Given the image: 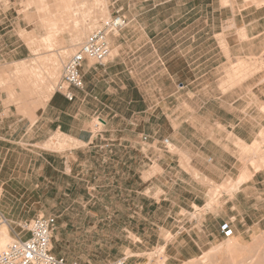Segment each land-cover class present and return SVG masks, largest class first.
Segmentation results:
<instances>
[{
  "label": "rangeland",
  "instance_id": "obj_1",
  "mask_svg": "<svg viewBox=\"0 0 264 264\" xmlns=\"http://www.w3.org/2000/svg\"><path fill=\"white\" fill-rule=\"evenodd\" d=\"M45 1L51 9L48 8V11L43 12L38 7L40 5L39 0H0V46H7V44L12 46L13 42H18L17 45L31 48V54L25 56L22 61H0V148L1 142H5L3 141L4 138L20 139L22 137L29 124L22 118L28 117L31 121L35 120L37 109L46 100H49L52 93L56 92V86L62 77L64 62L79 49L80 44L95 28L114 15L109 8L110 0H74L75 2L72 1V3L74 2L75 7L73 6L74 9L71 10L72 14L66 10L65 13L63 7L60 8L65 0H60V2L59 0ZM185 1L176 0L177 3L172 4L171 8L161 13L158 8H154V2L150 0L149 5L146 6V9H153L147 13L149 16L133 21V24L138 25L139 28L147 32L151 30L156 37L155 46L152 50L146 46L135 48L138 50L137 55L141 63L130 67L133 70V75H128L129 79L133 76L134 85L142 88L143 98L146 96L149 100L145 104V102L140 101L143 98L139 93L137 94L141 99H136L137 94H134V100L139 101H135L129 107L128 105H121L120 109L127 113L118 116L108 127L104 126L106 118L95 116L93 131L96 133L98 131L96 126H98L103 134V136H98L99 140L103 139L107 142L109 140L112 143H116V140L129 143L130 140H137L139 143H134V145H139L143 141L144 127L151 131L160 124L161 128H165L166 134L174 130L175 126H178V123L188 116H180L178 112L174 116H170V119L167 115H159L153 116L152 118L155 120L150 119L149 121L150 115L141 113L142 110L147 109V107H142L143 104L156 107L160 97H162L160 98L162 105L165 104L166 107H170L171 111L169 112L171 113L179 106L204 105L206 99L211 95L217 96L222 93L237 91L239 84L253 75L262 76L261 80H264V50L248 57L235 58L230 57L228 50H226L228 55L226 61L224 57L217 56L215 50L213 60H198L196 66L193 67L178 66L177 61L173 59H169V63L167 62L166 65L159 63V57H163V53L169 48L173 49L175 36L172 29L190 26L191 21L188 18H175L189 11V3L185 4ZM222 1L223 4H231V0ZM241 1L245 3V6H264V0ZM86 2H89V5ZM84 3L87 4V7ZM201 5H198L199 12L205 11V6L202 7ZM216 6L215 3L214 7ZM80 7L81 10H78ZM250 11L252 12L253 8L247 13H251ZM121 12L125 14L126 7ZM47 14L48 16H46ZM159 14L162 16L169 14L175 17L164 18ZM229 14L226 13L225 15ZM63 15L68 18L71 16V19H67L65 24L60 23L57 27L59 31L57 28L54 31V33L56 31L58 33L55 34L53 41L46 44L43 40L48 36L49 30L52 31L47 28L46 17L57 18V16ZM72 18L73 24L70 22ZM130 21H132L131 18L126 28L132 25ZM220 22L219 17L214 19L216 32L221 29ZM205 24L204 19H199L194 20L192 25L201 28ZM233 26L231 23L226 29H231ZM165 27L171 28L172 33L166 36L169 40L167 45L158 46L156 41L161 36H157V32ZM14 28L16 29L14 30ZM74 33L75 37H73ZM187 37L183 36V39ZM55 38L56 40H54ZM72 38L78 40L74 41L75 39ZM240 38H245V36ZM135 39L138 40L135 45L141 46L145 42L140 34ZM159 43L162 44L163 42ZM199 45L229 46V43L227 36L220 34L208 41H206V37H202L199 39ZM245 45L251 46L249 42H246ZM236 46H241V44ZM258 46H264V41L258 43ZM24 54L27 55L25 52ZM115 54L116 51H112V56ZM210 54L202 50L198 56H202L200 58L202 59ZM51 56L55 58H50ZM56 61V66L61 62L58 66L61 68H57V72L54 73ZM18 62L24 63L20 67ZM32 62H35L36 66ZM90 62L95 64L94 60H90ZM24 65L29 66L30 70H23ZM16 66L22 70L20 73H18L19 70ZM36 67L37 69H35ZM32 70H36V75L35 72L31 73ZM194 74L200 79L191 83ZM33 77L38 80L34 81L35 78ZM205 78L209 80L203 82ZM4 79L6 80L4 81ZM28 82H31L30 85ZM119 85H123V83H118ZM183 86L184 88H182ZM119 90L120 97L128 98L127 100L131 98L130 93L125 94L122 93V89ZM147 92L149 94H146ZM192 93H199L197 95L199 98L193 99L195 95ZM180 96L182 97L180 98ZM262 110L264 111V105ZM32 137L33 134H29L25 138ZM54 137L55 139H52ZM260 140L258 147L261 149L258 154L247 150L248 146L244 148L242 144L235 143L241 173L244 170L249 171L251 176L252 172L257 170L254 162L264 156V134H261ZM76 144L72 137L58 132L37 146L14 144L10 147L11 151L2 172V179L8 182L6 190L11 193H1L0 191L1 209L12 226L9 227L10 235L14 237L12 229L19 231L18 224L20 222L44 215L56 219L53 252L70 261H77L79 264H108L111 261L129 257L127 264H135L136 257L131 256L136 254L135 256L139 258L138 264H169L165 253V244H170L174 238L173 234L179 231L174 219L170 217V215L176 217L175 213L177 212L175 210L170 213V209L182 197L179 190L170 189L173 180L167 178L169 176H159V169L156 166H150L149 172L142 175L138 171L141 170V166L146 167L145 165L153 164L151 161L148 162V159L143 163L140 160L136 161L142 154L141 147L137 148V145L128 148L120 145L93 148L87 157L82 158V160L87 161L88 171L85 172V175L81 173L78 176L77 171L72 173L51 172L44 168V156L46 154L65 155L70 148L77 147ZM171 150L179 152L174 144L171 146ZM125 155L134 156L133 164H129L128 167L122 161ZM184 158L186 163H182L183 168L191 172L193 177L205 184L208 189L207 206L212 210L216 206L221 213L222 209L227 208L224 202L228 198H232L238 189V185L234 182L237 179L230 176L223 182H212L189 168L188 158ZM60 169L65 171L64 168ZM226 183H231V187H234L227 190V187L224 186ZM215 186L225 188L227 191L225 189V191L222 189L218 191L219 187L216 188ZM94 187H98L97 191H94ZM99 188L102 190L99 191ZM147 189H150V192ZM94 203L98 205L94 207ZM84 205H87L86 209H84ZM94 208H102L103 211L102 209L95 211ZM110 212L114 215H111ZM131 215L134 217L131 218ZM231 221L233 222V220ZM165 222L166 224L163 226ZM161 227L163 228L161 229ZM232 237H242L241 242L245 248L241 247L242 249H240L239 247L240 250H236L240 251L239 253L236 254V251L231 253L232 250L231 252L223 249L218 250L219 252L212 250L228 239L221 238L218 243L208 245L207 250L201 256L193 259L194 261L190 260L182 264H264V232L245 237L235 232ZM215 252L218 253L213 256ZM209 255L213 257L209 258ZM206 258L208 259L205 260Z\"/></svg>",
  "mask_w": 264,
  "mask_h": 264
},
{
  "label": "crops",
  "instance_id": "obj_2",
  "mask_svg": "<svg viewBox=\"0 0 264 264\" xmlns=\"http://www.w3.org/2000/svg\"><path fill=\"white\" fill-rule=\"evenodd\" d=\"M149 1L125 0L121 2V0H110L109 8L113 14L124 10L126 7L125 14L129 19H132L130 27L110 38L112 50L116 51V54L105 65L94 64L90 61L85 62L82 68L84 88L73 89L74 100H68L61 92H54L49 100L37 109L34 121L28 117L22 118L29 124L20 139H3L5 142H1L0 148L1 193H11L6 190L8 182L3 181L2 172L10 155V147L14 144L37 146L45 142L52 134L60 131L62 134L72 137L77 143V147L70 148L65 155L46 154L44 156V168L51 172L72 173L77 171L78 176H80L81 173L85 175V172L88 171L87 161L82 160V158L87 157L93 148H104L111 145L128 148L137 145L134 143H139L137 140H130V143L122 140L120 142L116 140V143L109 140L108 142L103 139L99 140L98 136H103V134L98 126H96L98 131L96 133L93 131V123L95 116H103L106 118L104 126H110L118 116L127 113L120 109L121 105L124 104L129 107L135 101H139L134 100V94L139 93L142 98L144 97L142 96V88L134 85L133 76L129 79L128 75H133V70L130 67L141 63L137 55L138 50L135 48L146 46L152 50L155 46L156 37L153 32L151 30L147 32L133 24L134 20L149 16L147 13L153 10L146 9ZM152 1L154 8H158L161 13L166 12L172 4L177 3L176 0ZM172 1L173 3H171ZM186 3H189V11L184 15L175 17L169 14L163 16L159 14L164 18H188L191 21L188 27H174L172 29L175 36L173 49L169 48L168 51L164 52L163 57H159V63L166 65L167 62L169 63V59H173L177 61L178 66L193 67L196 66L198 60H213L215 50L217 51L216 55L224 57L225 61L228 59L226 50H228L229 56L234 58L248 57L264 50V46H258V43L264 41V6H245L241 0H231V4H223L222 0H186ZM215 3L217 4L216 7H214ZM199 4H202V7L205 6V11L199 12ZM252 8L253 11L247 13ZM226 13L230 14L225 15ZM217 17L221 19L219 32L215 31L214 26V19ZM199 19L205 20L204 27L199 28L192 25L194 20ZM231 23L234 26L231 29H226ZM172 30L165 27L157 32V36L161 37L156 41V44L158 46L167 45L169 40L166 36L171 34ZM139 34L145 39L141 46L135 45L138 41L135 38ZM220 34L227 36L229 46L199 45V39L202 37H206V41H208ZM183 36L188 37L183 39ZM241 36H245V38L241 39ZM231 39L233 40L231 41ZM161 41L162 44L159 43ZM246 42H249L251 46H246ZM17 43L13 42L12 46H8V44L7 46H0V61H22L25 56L31 54L29 46H21ZM238 44L241 46H236ZM202 50L211 54L200 59L202 56L199 57L198 54ZM193 76L191 83L200 79L196 74ZM261 78L262 76L259 77L257 74L253 75L243 80L237 87V91L222 93L217 96L211 95L206 99L204 105L179 106L171 113L169 112L171 111L170 107H166L165 104L162 105L160 101L162 97L159 98L156 107L145 105L146 101L149 100L146 96L140 100L145 102L142 107H147L141 113H148L150 115L149 121L150 119L155 120L152 117L159 115H167L170 119V116H174L178 112L180 116H188L168 134L165 133V128L160 127V124L151 131L144 127L143 141L136 146L137 148L141 147L140 151L142 152L141 157L136 161L140 160L143 163L148 159V162L151 161L153 164L145 165L146 167L141 166V170L138 171L145 175L146 172H149L150 166H156L159 169V176H169L167 178L173 180L170 189L173 188L175 191L181 192L182 197L170 209V213L175 210L177 212L175 213L176 217L172 215L170 217L174 219L179 231L173 234L174 238L170 244H165V253L169 264H182L193 260L201 256L207 250L208 245L218 243L221 238H224L220 226L225 220H233L235 232L243 237L264 232V167L252 172L251 176L249 171L244 174V180H246L238 185L235 195L224 202L227 208L222 209L223 211L220 213L218 207L214 206L215 209L212 210L207 206L209 194L206 185L196 180L191 172L182 166V163H186L184 161V157H186L189 168L212 182H223L230 176L235 177L237 179L235 181L241 179L245 170L242 173L239 171V158L235 143L242 144L245 148L255 142H261L259 138H261V134H264V111L262 110L264 80ZM208 80L205 78L203 82ZM118 83H123V85L118 86ZM119 89H122V93H130L131 98L127 100L128 98L120 97ZM189 94L191 93L189 92ZM192 94L195 95L193 99L199 98L197 96L199 93ZM230 94L231 96H228ZM139 95L137 94L136 99H141ZM29 134H33V137L26 139L25 137ZM163 137L165 138L162 141ZM165 139L170 141L168 146L164 144ZM173 144L179 152L171 150ZM122 161L128 167L129 164H133L134 156L125 155ZM58 167L64 168L65 171ZM97 189L98 187H94V191ZM101 190L99 188V191ZM147 191L150 192V189ZM93 205L96 207L98 204L94 203ZM86 207L87 205H84V209ZM101 209L94 208L95 211H101ZM194 209H204L201 217L199 214L197 215V222L189 217L190 213L195 215ZM0 210L3 213L1 203ZM110 213L114 215V213ZM130 217L133 218L134 215ZM165 224L166 222L163 226ZM184 228L186 230L181 231ZM135 255L133 254L131 257H136L135 264H138L139 258ZM124 258L127 264L130 258Z\"/></svg>",
  "mask_w": 264,
  "mask_h": 264
},
{
  "label": "built area",
  "instance_id": "obj_3",
  "mask_svg": "<svg viewBox=\"0 0 264 264\" xmlns=\"http://www.w3.org/2000/svg\"><path fill=\"white\" fill-rule=\"evenodd\" d=\"M128 24V17L118 11L95 28L80 44L79 49L64 62L62 77L56 91L61 92L68 100H74L73 89L84 88L82 74L84 63L94 60L96 64L105 65L112 57L110 38L122 32ZM169 142V139L164 140L166 146ZM193 212L195 215L190 213L189 217L197 222V215L201 217L204 209H194ZM4 219L8 220L0 210V222ZM18 227L19 231L12 229L15 239L5 247H0V264H79L53 252L55 218L40 215L20 222ZM220 228L225 238L234 236L231 220L223 221ZM185 230L184 228L183 231ZM108 264H126V259H117Z\"/></svg>",
  "mask_w": 264,
  "mask_h": 264
},
{
  "label": "bare ground",
  "instance_id": "obj_4",
  "mask_svg": "<svg viewBox=\"0 0 264 264\" xmlns=\"http://www.w3.org/2000/svg\"><path fill=\"white\" fill-rule=\"evenodd\" d=\"M72 1H74V0H65V6H62V5H64L63 4V2H62V4L60 5V8H62L63 7V10L65 11H67V12H69L70 11V13H71V10L72 9H74L73 8V6H74V2L72 3ZM86 1V0H85ZM59 2H60V0H59ZM82 4V2H79V4ZM87 3V2H86ZM84 3L85 4V6L89 3ZM39 4L40 5H38V7H39V9H41V11H43V12H45V11H48L49 9L48 8H50L49 6H47V3H46V1L44 2V0H41V2H40V0H39ZM83 4V5H84ZM91 4V3H90ZM37 5V4H36ZM51 5V4H50ZM75 5H78V4H76L75 3ZM89 5V4H88ZM80 6V5H79ZM75 7V6H74ZM87 7V6H86ZM77 8V7H76ZM51 9V8H50ZM56 9V8H55ZM87 9V8H86ZM63 10H61V11H63ZM76 10V9H75ZM74 10V11H75ZM78 10H81V7H80V9H78ZM51 11V10H50ZM54 11V10H53ZM66 11H65V13H66ZM73 11V10H72ZM85 11V10H84ZM41 13V12H40ZM55 13V12H54ZM61 13V12H60ZM60 13L59 14H57L58 16L60 15ZM64 13V12H63ZM69 13V14H70ZM72 14V13H71ZM70 14V15H71ZM74 14V13H73ZM53 15H56V14H53ZM75 15V14H74ZM73 15V16H74ZM45 16V15H44ZM46 16H48V14L46 15ZM50 16V15H49ZM57 16V18H47L46 17V19H45V22H46V24H47V28H49V29H51L52 31L50 32V30H49V34H48V36L43 40V42H45L46 44H49V43H51L52 41H53V38L55 37V34H57L58 33V31H59V29L57 28L59 25H60V23H64V22H67V19H69L68 17H66V16H61V17H58ZM69 16V15H68ZM71 19V18H70ZM75 19V18H74ZM77 20V19H76ZM44 21V20H43ZM90 21V20H89ZM72 24H73V18H72V20L70 21ZM69 23V22H68ZM45 24V23H44ZM65 24V23H64ZM70 24V23H69ZM69 24H68V26H69ZM71 24V25H72ZM61 25H63V24H61ZM64 26V25H63ZM77 27V26H76ZM58 29V31H56L55 33H54V31H55V29ZM61 29V28H60ZM54 35V36H53ZM57 36V35H56ZM73 36V35H72ZM73 37H75V33H74V36ZM78 37H79V35H78ZM73 39V38H72ZM75 39V38H74ZM73 39V40H74ZM54 40H56V38L54 39ZM76 40H78V39H75L74 41H76ZM37 43V42H36ZM76 44V43H75ZM42 47V46H41ZM45 47V46H44ZM39 50V49H38ZM38 55H39V53H38ZM49 57V56H48ZM54 56H51L50 58H53ZM47 58V57H46ZM55 58V57H54ZM48 60V59H47ZM33 61H36L35 59H33ZM28 62V61H27ZM38 62V61H37ZM53 62V61H52ZM58 62H59V59H58ZM23 63L24 62H22V63H17L18 65H20V67L23 65ZM33 63V62H32ZM63 63V62H62ZM22 64V65H21ZM28 64V63H27ZM35 66H36V63L34 62L33 63ZM32 64V65H33ZM56 64H57V61L55 62V66H56ZM60 64H61V62L58 64V66H60ZM39 65V64H38ZM42 65V64H41ZM53 65V64H52ZM58 66H56V68H54L55 70H54V73H55V71L57 72V70L59 69V68H61V67H58ZM17 67V69L19 70V68H18V66H16ZM16 67H15V69H16ZM29 66H25L24 65V67H23V70H25V71H29L30 69L28 68ZM30 68H31V66H30ZM42 68V67H41ZM58 68V69H57ZM33 69V68H32ZM35 69H37V67L35 68ZM38 69H40L39 67H38ZM21 70V69H20ZM20 70H19V72L18 73H20ZM22 71V70H21ZM36 70H32V74L35 72ZM38 71V70H37ZM48 71V70H47ZM40 72V71H39ZM16 73V72H15ZM30 73V74H31ZM36 73L37 72H35L34 74L36 75ZM51 73H53L52 72V70H51ZM23 74V73H22ZM29 74V73H28ZM42 74V73H41ZM57 74V73H56ZM24 75V74H23ZM27 76V75H26ZM26 76H23V77H26ZM29 76V75H28ZM56 76V75H55ZM33 78H35V79H33L34 81L37 79L36 77H33ZM40 78V77H39ZM3 79V78H2ZM26 79V78H25ZM28 79H30V78H28ZM6 79H4V81H5ZM22 80H24V78L23 79H21V83H22ZM32 80V81H33ZM38 80V79H37ZM41 80H43V79H41ZM55 80V79H54ZM30 81V80H29ZM31 81V82H32ZM23 82H25V81H23ZM30 82V83H31ZM3 83V82H2ZM20 83V84H21ZM29 83V82H28ZM30 83L28 84V85H30ZM36 83V82H35ZM34 83V84H35ZM4 84H5V82H4ZM24 84V83H23ZM8 85V84H7ZM28 85H27V87H28ZM11 87H12V85H10ZM40 86V85H39ZM26 88V87H25ZM11 91V90H10ZM44 91V90H43ZM33 93V92H32ZM53 94V93H52ZM49 96H50V94H49ZM51 97V96H50ZM49 97V98H50ZM47 101V100H46ZM17 103V102H16ZM42 103V102H41ZM60 132V131H59ZM63 136V135H62ZM66 136V135H65ZM60 138V137H59ZM52 139H55V137L54 138H52ZM61 139V138H60ZM51 140V139H50ZM62 140V139H61ZM61 140H59V141H61ZM66 141V140H65ZM67 141H69V140H67ZM48 143V142H47ZM60 143V142H59ZM63 143V142H62ZM70 143H73V142H70ZM49 144V143H48ZM54 144H55V142H54ZM68 144V143H67ZM259 144L260 143H258V142H255L253 145H250V146H248V148H247V150H251V151H253V152H255L256 154H258V152L260 151V147H258L259 146ZM70 145V144H69ZM43 146H45V145H43ZM51 146V145H50ZM52 146H53V144H52ZM51 146V147H52ZM55 146H57V145H55ZM71 146V145H70ZM65 147V146H64ZM67 147V146H66ZM57 148V147H56ZM58 150V149H57ZM183 161V160H182ZM254 164H255V167H256V169L257 170H259V169H261V168H263L264 167V156H262V158H260L259 160H255V162H254ZM246 172H248V171H244L243 172V174L241 175V179H239L238 181H234L235 182V184L236 185H239L243 180H244V174H246ZM248 177H249V175H248ZM227 181V180H226ZM232 185H234V184H232ZM217 186V185H216ZM215 186V187H216ZM225 187H227L226 189L228 190V188H232V187H234V186H232L231 187V183H226L225 185H224ZM219 187V186H218ZM218 187H216V188H218ZM222 187V186H221ZM238 187V186H237ZM216 188H213V189H216ZM220 188V187H219ZM218 188V191L219 190H223V191H225L223 188H220L219 189ZM226 190V191H227ZM213 191H215V190H213ZM217 191V190H216ZM231 191V190H230ZM221 192V191H220ZM2 224L0 225V247H5L9 242H10V240L12 241L13 239H15L14 237H12L11 235H10V222H9V220H3L2 222H1ZM12 227V226H11ZM234 235H235V229H234ZM225 238V237H224ZM241 238L242 237H230V238H228L225 242H223V243H221L220 245H217V246H215L212 250H215V251H220V250H228L229 252H231V250H232V252L231 253H234L233 251H236L237 249H239V247H240V249H242L244 246L242 245V242H241ZM242 247V248H241ZM245 248V247H244ZM243 248V249H244ZM235 249V250H234ZM239 249V250H240ZM218 251V252H219ZM227 251V252H228ZM218 252H215V254H213V256L214 255H216V253H218ZM237 252L239 253L240 251H236L235 253L237 254ZM234 255V254H233ZM213 256H211V255H209V258L210 257H213ZM208 258H206L205 260H207ZM194 261V260H193Z\"/></svg>",
  "mask_w": 264,
  "mask_h": 264
}]
</instances>
